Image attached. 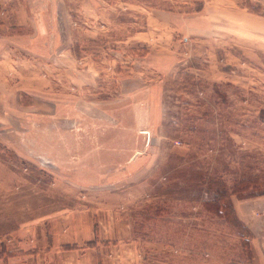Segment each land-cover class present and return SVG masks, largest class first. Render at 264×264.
Instances as JSON below:
<instances>
[{
    "label": "rangeland",
    "instance_id": "374dc122",
    "mask_svg": "<svg viewBox=\"0 0 264 264\" xmlns=\"http://www.w3.org/2000/svg\"><path fill=\"white\" fill-rule=\"evenodd\" d=\"M1 20L21 36L0 37V257L84 210L169 264H251L206 202L264 190V0H0Z\"/></svg>",
    "mask_w": 264,
    "mask_h": 264
},
{
    "label": "crops",
    "instance_id": "0c3cea01",
    "mask_svg": "<svg viewBox=\"0 0 264 264\" xmlns=\"http://www.w3.org/2000/svg\"><path fill=\"white\" fill-rule=\"evenodd\" d=\"M8 25L1 20L0 37L20 38L21 34H6ZM233 203L237 216L251 232V264H264V194L236 197ZM75 211L63 213L48 225L26 228L23 232L27 237L0 257V264H169L150 256L136 239L121 236L117 226L103 229L94 216Z\"/></svg>",
    "mask_w": 264,
    "mask_h": 264
},
{
    "label": "trees",
    "instance_id": "16d2710c",
    "mask_svg": "<svg viewBox=\"0 0 264 264\" xmlns=\"http://www.w3.org/2000/svg\"><path fill=\"white\" fill-rule=\"evenodd\" d=\"M254 181L253 179L242 178L236 181L229 191L226 188L217 190V195L212 201L206 202V206H212L216 209V213L220 216H223L222 213L224 210H229L232 215V221L234 222L235 227L242 230L240 237L243 239L245 246L247 247L248 257H252V252L249 247V237L251 236V232L249 231L248 227L245 223L237 216L235 212V207L233 203L232 196H236L239 199L253 197L257 195L264 194V190L255 191L254 188ZM214 182L210 183V186H214ZM217 185V184H216ZM225 197V198H224ZM50 235V234H49ZM67 247H72L68 245Z\"/></svg>",
    "mask_w": 264,
    "mask_h": 264
}]
</instances>
